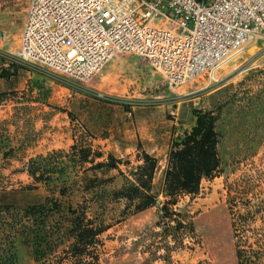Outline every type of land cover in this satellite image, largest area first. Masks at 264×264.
<instances>
[{
	"label": "rangeland",
	"instance_id": "obj_1",
	"mask_svg": "<svg viewBox=\"0 0 264 264\" xmlns=\"http://www.w3.org/2000/svg\"><path fill=\"white\" fill-rule=\"evenodd\" d=\"M27 1L0 0V70L2 66L11 68L7 79L0 78V92L13 87L22 100L0 102V140L5 146L0 152V185L9 189L30 183L28 160L52 150L69 151L75 138L102 153L96 161L112 154L120 160L122 171H126L123 162L135 164L142 150L154 155L162 166L171 138L190 129L194 111H210L220 134L221 173L203 179L197 195H186L176 205L191 216L197 241L187 237L181 246L174 237L156 235L154 231L160 228L155 206L117 222L123 206L117 201L108 210L114 224L105 234L102 264H236L227 186L247 176L256 191L254 202L264 199V38L224 63L215 74L217 81L169 87L163 74L146 59L125 52L113 55L89 79L79 80L19 56ZM46 89L47 103L42 101ZM2 152L9 156L6 161ZM61 161L65 163H60L57 172H68L70 188H77L83 169L66 158ZM86 173L101 176L107 188L122 183L115 167L103 165ZM34 192L46 193L41 186ZM78 198L79 192L74 191L71 199ZM253 226L264 235V212ZM166 241L174 245L169 256L163 249ZM30 263L28 248L16 242L13 264Z\"/></svg>",
	"mask_w": 264,
	"mask_h": 264
},
{
	"label": "trees",
	"instance_id": "obj_2",
	"mask_svg": "<svg viewBox=\"0 0 264 264\" xmlns=\"http://www.w3.org/2000/svg\"><path fill=\"white\" fill-rule=\"evenodd\" d=\"M10 69V66H2L0 78L7 79ZM12 73L14 75L16 70ZM17 94L13 87H8L0 92L4 97L0 102L10 99L21 103ZM48 97L46 89L42 101L47 103ZM194 117L189 130L171 138L162 166L159 159L142 150L136 155L135 164L129 160L123 162L126 171H122L118 167L120 160L108 154L106 160L96 161L102 153L92 151L78 138L69 151L57 149L30 158L27 164L30 183L9 189L0 185V264L15 262L16 242L28 248L30 264H102L108 237L105 234L114 224L109 221L108 210L117 201L123 202L117 222L155 206L160 228L154 231L156 235L163 239L174 237L181 246L187 237L197 241L191 216L177 210L176 205L186 195L190 198L197 195L203 179L211 180L220 175L221 161L216 116L210 111L195 110ZM4 147L0 140V152ZM1 158L6 161L7 152H2ZM64 158L83 169L82 183L77 188H70L68 172L56 170L60 163H65L61 161ZM103 165L118 169L122 178L119 187L107 188L101 176L87 175L86 171H95ZM40 186L45 194L34 192ZM74 191L79 192V198L73 201ZM255 199L256 191L247 176L227 186L226 204L236 264L264 262V235L253 226L264 212V199L254 202ZM173 222L175 225L171 224ZM173 246L165 242L166 255L169 256Z\"/></svg>",
	"mask_w": 264,
	"mask_h": 264
},
{
	"label": "built area",
	"instance_id": "obj_3",
	"mask_svg": "<svg viewBox=\"0 0 264 264\" xmlns=\"http://www.w3.org/2000/svg\"><path fill=\"white\" fill-rule=\"evenodd\" d=\"M262 31L264 0H28L18 54L87 80L113 55L132 53L178 87L217 81Z\"/></svg>",
	"mask_w": 264,
	"mask_h": 264
}]
</instances>
